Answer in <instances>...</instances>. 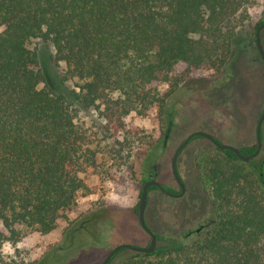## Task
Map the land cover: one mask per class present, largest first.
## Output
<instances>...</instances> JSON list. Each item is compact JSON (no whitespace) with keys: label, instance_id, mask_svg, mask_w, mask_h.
Instances as JSON below:
<instances>
[{"label":"trees","instance_id":"obj_1","mask_svg":"<svg viewBox=\"0 0 264 264\" xmlns=\"http://www.w3.org/2000/svg\"><path fill=\"white\" fill-rule=\"evenodd\" d=\"M253 2L0 0V244L51 232L80 195L101 190L109 169L129 159L130 136H143L126 118L161 113L194 72L220 71ZM263 21L247 30L251 41ZM41 44L68 91L50 83ZM196 165L213 226L195 239L154 233L153 251L119 264H264V155L244 162L209 146Z\"/></svg>","mask_w":264,"mask_h":264},{"label":"rangeland","instance_id":"obj_2","mask_svg":"<svg viewBox=\"0 0 264 264\" xmlns=\"http://www.w3.org/2000/svg\"><path fill=\"white\" fill-rule=\"evenodd\" d=\"M247 13L249 20L244 32L236 37L224 67L218 72H194L175 88L161 113L151 110L145 116L130 114L125 120L127 127L140 128L143 136H130L135 146L126 164L109 169L101 190L96 189L88 196L80 195L76 211L69 213L67 219L59 220L51 232L28 235L15 247L1 243L0 264H100L108 251L119 243L146 246L149 236L138 223L136 206L148 171L163 185L175 188L171 155L176 145L192 131L212 133L220 141L235 146L253 143L255 120L264 108V63L247 30L264 20V0H254ZM259 39L264 50V29L260 30ZM38 48L52 86L68 91L70 84H59L56 77L51 46L41 44ZM159 89L163 92L168 88ZM91 115L94 116L91 112L81 114L82 121L88 122ZM169 120L171 129L163 145ZM261 132V154L264 155V119ZM209 146L206 139L197 137L180 153L176 167L188 187L183 198L173 199L154 189L147 193L144 221L155 234L195 239L213 226L214 207L198 178L196 165L198 153ZM92 183H96L95 178ZM87 218L90 220L80 227L79 222ZM159 243L157 241L156 245ZM132 253L122 249L109 264H119Z\"/></svg>","mask_w":264,"mask_h":264},{"label":"water","instance_id":"obj_3","mask_svg":"<svg viewBox=\"0 0 264 264\" xmlns=\"http://www.w3.org/2000/svg\"><path fill=\"white\" fill-rule=\"evenodd\" d=\"M264 29V21L262 23H260L256 29H255V47L260 55L261 60L264 62V50L261 46L260 43V39H259V32L260 30ZM264 119V109L262 110V112L259 115L257 124H256V129H255V135H256V140H257V148L255 149V151L249 155H241L240 154V150L237 147H234L230 144L227 143H220L217 140H215L211 134L204 132V131H195L192 132L191 134H189L175 149L172 157H171V161H170V168H171V173L174 177V179L177 181V183L179 184L181 191H183V186L182 183L180 181V178L178 177L177 171H176V167H175V159L177 156V153L179 151V149L184 146L187 142V140L193 136V135H199V136H203L205 138H207L208 140H210V142L217 148L219 149H227L232 151L239 159H241L242 161H247L250 157H254L258 154L259 149H260V145H261V139H260V127H261V123ZM170 129H171V121H168L166 129H165V133L163 135V145H165L168 137H169V133H170ZM151 185H154L156 187H158L161 191L166 192L165 189L161 186V184L158 181H154V180H149L143 183L141 189H140V194H139V199H138V203H137V219H138V223L140 225V227L148 234L149 236V240L146 246H138V245H133L130 243H119L117 245H115L112 249H110L108 251V253L104 256V258L102 259V261L100 262V264H106L109 259L116 253L118 252L120 249H129L133 252H140V253H149L151 251L154 250V248L156 247V237L154 232H152L147 225L145 224L144 221V208H145V204H146V197H147V188Z\"/></svg>","mask_w":264,"mask_h":264},{"label":"flooded vegetation","instance_id":"obj_4","mask_svg":"<svg viewBox=\"0 0 264 264\" xmlns=\"http://www.w3.org/2000/svg\"><path fill=\"white\" fill-rule=\"evenodd\" d=\"M264 109V108H263ZM262 112V111H261ZM258 118H259V116H257V118H256V120H255V125H254V141H253V143H249V144H246V145H241V146H235V145H233V144H230V145H232V146H234V147H237V148H239V150H240V154H241V151L243 150V148L244 147H247V146H255L254 147V150L251 152V153H253L254 151H255V149L257 148V140H256V135H255V129H256V124H257V121H258ZM170 121V120H169ZM262 123H263V121H262ZM262 123H261V127H260V139H261V145H260V149H259V152H258V154L256 155V156H254V157H250L247 161H249L250 159H255V160H257L258 158H259V155L261 154V150H262V145H263V136H262V132H261V130H262ZM196 131H201V130H196ZM192 132H195V131H192ZM192 132H190V133H188L186 136H185V138L189 135V134H191ZM204 132H206V131H204ZM207 133H209V132H207ZM209 134H211L212 135V137L215 139V140H217L218 142H220V143H226V142H223V141H220L219 139H217L212 133H209ZM197 137H201V138H203V139H206L208 142H209V144H210V146H214L211 142H210V140H208L207 138H205V137H203V136H199V135H193V136H191L188 140H187V142H186V144L184 145V146H182L180 149H179V151H178V153H177V156H176V159H175V167H176V161H178L177 159H178V157H179V155H180V153L182 152V150L184 149V147L192 140V139H195V138H197ZM185 138H183L177 145H176V147L174 148V150H173V153H174V151H175V149L177 148V146L185 139ZM228 144V143H227ZM215 147V146H214ZM173 153H172V155H173ZM251 153H247V155H249V154H251ZM172 155H171V157H172ZM241 155H243V154H241ZM262 155V154H261ZM245 156V155H244ZM241 160V159H240ZM170 161H171V159H170ZM242 161V160H241ZM247 161H244V162H247ZM171 169V168H170ZM176 171H177V174H178V177L180 178V181H181V183H182V186H183V191L182 192H180L181 191V188H180V186H179V184L177 183V181L174 179V177H173V175H172V177H173V181L175 182V185H176V187L175 188H173V187H170V186H166V185H163L162 183H160L159 181V183L161 184V186L165 189V191L166 192H163V191H161L158 187H156V186H154V185H151V186H149L148 188H150V187H154V188H152V189H154V190H157V191H159L160 193H162V194H165L166 196H168V197H170V198H173V199H180V198H183L184 197V195L187 193V183H186V181L183 179V177L181 176V175H179V172H178V169H177V167H176ZM172 174V173H171ZM149 180H154V181H157L156 180V176L153 174V172L152 171H148V174H147V177L145 178V180L143 181V183L144 182H146V181H149ZM143 183H142V185H143ZM142 185H141V187H142ZM147 188V189H148ZM151 189V190H152ZM150 191V190H149ZM149 191H147V193L149 192ZM146 199H147V197H146ZM87 222V220L85 219V220H81L80 222H79V224H80V227H83L84 225H85V223ZM197 231H199V229H197ZM157 241V240H156Z\"/></svg>","mask_w":264,"mask_h":264}]
</instances>
